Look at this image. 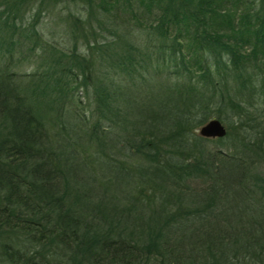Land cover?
Here are the masks:
<instances>
[{
  "label": "trees",
  "instance_id": "trees-1",
  "mask_svg": "<svg viewBox=\"0 0 264 264\" xmlns=\"http://www.w3.org/2000/svg\"><path fill=\"white\" fill-rule=\"evenodd\" d=\"M0 264H264V0H0Z\"/></svg>",
  "mask_w": 264,
  "mask_h": 264
},
{
  "label": "water",
  "instance_id": "water-1",
  "mask_svg": "<svg viewBox=\"0 0 264 264\" xmlns=\"http://www.w3.org/2000/svg\"><path fill=\"white\" fill-rule=\"evenodd\" d=\"M197 134L203 138H222L226 134V130L219 120L212 118L198 127Z\"/></svg>",
  "mask_w": 264,
  "mask_h": 264
},
{
  "label": "rangeland",
  "instance_id": "rangeland-1",
  "mask_svg": "<svg viewBox=\"0 0 264 264\" xmlns=\"http://www.w3.org/2000/svg\"><path fill=\"white\" fill-rule=\"evenodd\" d=\"M196 132H197V129H196Z\"/></svg>",
  "mask_w": 264,
  "mask_h": 264
}]
</instances>
